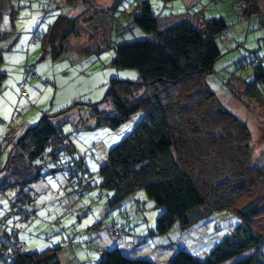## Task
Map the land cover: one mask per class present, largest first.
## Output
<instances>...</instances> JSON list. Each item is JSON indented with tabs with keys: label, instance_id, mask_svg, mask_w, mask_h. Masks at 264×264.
<instances>
[{
	"label": "trees",
	"instance_id": "1",
	"mask_svg": "<svg viewBox=\"0 0 264 264\" xmlns=\"http://www.w3.org/2000/svg\"><path fill=\"white\" fill-rule=\"evenodd\" d=\"M119 1L108 14L97 17L101 22L98 29L114 31L117 36L136 26L148 38L109 44L115 48L114 66L137 70L139 79L110 80L105 97L110 111L101 110L97 103L89 106L96 126L114 130L139 112L143 116L130 134L109 149L100 166L101 186L113 192L108 207L115 208L130 194L144 189L164 209L157 221V235L172 230L177 235L186 234L193 227L212 225L206 227L207 236L198 238L193 249L180 246L167 264H264V253L259 251L264 245V153L254 158L249 124L220 102V85L211 87L208 83L216 72L215 62L223 55L218 42L231 33L230 25L222 17L207 18L203 9L194 12L190 7L176 18L160 19L153 14L149 0L138 4L126 22L113 23L111 13L123 17L117 9ZM260 1L230 0V4L242 19L257 16L263 21ZM73 3L67 6L77 4ZM93 13L101 14L91 10L84 20L78 15L59 14L42 38L54 59L67 52L71 37L80 35L81 21L91 23L87 27L93 25ZM162 24L166 27L161 28ZM249 56L243 69L237 68L240 72L222 84L235 93L234 81L240 80L246 98L264 104V58L257 53ZM31 65L37 73V65ZM26 74L34 79L32 73ZM20 84L26 88V83ZM72 108L56 115L44 114L36 125L18 132L16 140L8 135L14 140L5 166L10 186L20 190L36 179L29 175L48 145L53 147L54 159L59 158L54 152L67 144L68 134L65 121L58 119ZM21 244L16 232L0 240V264H62L60 247L28 252L19 248ZM249 251L254 252L245 255ZM99 264L157 263L133 259L117 246L103 249Z\"/></svg>",
	"mask_w": 264,
	"mask_h": 264
},
{
	"label": "rangeland",
	"instance_id": "2",
	"mask_svg": "<svg viewBox=\"0 0 264 264\" xmlns=\"http://www.w3.org/2000/svg\"><path fill=\"white\" fill-rule=\"evenodd\" d=\"M74 1L78 0H0V11L8 23V32L0 41V74L3 75L0 80V240L16 232L28 252L60 247L62 264H99L101 249L112 241L121 243L133 259L167 264L181 247L193 249L198 238L207 236L206 227L212 225L193 227L186 234L177 235L172 230L157 235V221L164 209L144 189L110 209L107 203L113 192L101 186L100 166L109 149L130 134L143 116L139 112L114 130L107 125L96 126L93 109L89 107L97 103L101 110H111L105 97L112 78L131 82L139 79L137 70L114 66L115 48L109 44L146 39L148 34L131 26L110 38V31L98 29L96 23L84 27L79 36L71 37L68 54L54 59L44 46L43 35L56 22L51 15L53 11L62 12V9L54 10L55 6L68 7ZM143 1L146 0H120L117 9L123 17L114 18L113 12L109 20L126 22ZM149 1L153 14L160 19L172 15L176 18L188 6L184 0ZM260 2L264 14V0ZM230 3V0H204L191 9L194 12L203 9L205 17H222L230 25L231 33L218 42L223 55L215 62L216 72L209 76L208 83L211 87L220 85L217 92L220 102L249 124L253 156L257 159L264 153V104L246 98L242 81H234L235 93L222 83L243 69L250 54L264 58V16L263 21L257 16L242 19ZM110 4L107 1L100 8L108 9ZM165 27L162 24L161 28ZM36 38L39 42H35ZM78 42L83 50L71 49ZM31 63L37 65L38 78L31 79L26 74L25 65ZM20 83H26L29 98L21 96ZM69 107L73 108L58 119L65 121L68 134L67 144L60 152H54L59 158L54 159L53 147L48 145L34 161L33 175H29L30 179H36L25 183L20 190L10 186L5 166L18 132L36 125L44 114L56 115ZM8 135L16 138L10 141ZM259 251L264 253V245Z\"/></svg>",
	"mask_w": 264,
	"mask_h": 264
},
{
	"label": "crops",
	"instance_id": "3",
	"mask_svg": "<svg viewBox=\"0 0 264 264\" xmlns=\"http://www.w3.org/2000/svg\"><path fill=\"white\" fill-rule=\"evenodd\" d=\"M107 1H109V3H111L109 6H107L108 7V10L106 9V8H100V6L103 4V5H105L106 3H107ZM115 1L116 0H78L77 1V4L76 5H73V6H68V7H62V5H60V8L62 9L61 11L62 12H58L56 9H54V10H56V11H53V13L51 14L52 15V18L54 19V18H58L59 17V14L61 13V14H70V15H78V16H80V20H84V18L86 17L85 15H87V13L88 12H91V10L93 11V10H95V9H97L98 11H100L101 12V14L104 12H108L111 8H112V6L114 5V3H115ZM185 1V3H186V5H188V6H186L187 8L188 7H193L194 5H198V4H200L201 2H203V0H184ZM64 2H65V0H64ZM76 2H74L73 4H75ZM55 4H58V3H55ZM64 4V3H63ZM68 5V4H67ZM66 5V6H67ZM72 5V4H71ZM58 6V5H57ZM57 6H55V8L57 7ZM108 14V13H107ZM179 14V13H178ZM117 15V14H116ZM114 18H116L115 16H114ZM121 19V18H120ZM122 21V20H121ZM96 23H99L98 24V26H100L101 25V22L100 21H98V19H97V16L95 17L94 16V20H93V22H92V24H96ZM88 24H91V23H88ZM86 22L84 23V21H81L80 22V28H84V27H86V25H88ZM97 26V27H98ZM41 29V26H39L38 27V30H40ZM49 29V28H48ZM48 29H46V32L48 31ZM101 29V28H100ZM82 31H83V29H82ZM112 32V33H111ZM113 36H116V34H115V32L114 31H110V38L111 37H113ZM109 40V39H108ZM110 41V40H109ZM81 43H76V44H72V47H71V49H73V50H83L81 47ZM70 48H68V50H69ZM67 50V52H64V54L61 56V58L62 57H64V55L65 54H68V51ZM121 243H117V242H112V241H110V242H108V243H106V247L105 248H102L101 250H103V249H106V248H113V247H117V246H119V247H121V245H120ZM123 248V247H122Z\"/></svg>",
	"mask_w": 264,
	"mask_h": 264
},
{
	"label": "built area",
	"instance_id": "4",
	"mask_svg": "<svg viewBox=\"0 0 264 264\" xmlns=\"http://www.w3.org/2000/svg\"><path fill=\"white\" fill-rule=\"evenodd\" d=\"M34 70H35V66L34 65H28V66H26V72L32 73V77L33 78H38L39 75ZM20 88H21V92H20L21 96L22 97H25V98H29L30 95H29L28 91L26 90V88L22 84H20ZM19 116L20 115H17V118H19ZM19 248L22 249V250H24L25 249L24 244H21L19 246Z\"/></svg>",
	"mask_w": 264,
	"mask_h": 264
},
{
	"label": "flooded vegetation",
	"instance_id": "5",
	"mask_svg": "<svg viewBox=\"0 0 264 264\" xmlns=\"http://www.w3.org/2000/svg\"><path fill=\"white\" fill-rule=\"evenodd\" d=\"M6 15L0 11V30L2 31L3 35L5 36L8 32V23L5 20Z\"/></svg>",
	"mask_w": 264,
	"mask_h": 264
},
{
	"label": "water",
	"instance_id": "6",
	"mask_svg": "<svg viewBox=\"0 0 264 264\" xmlns=\"http://www.w3.org/2000/svg\"><path fill=\"white\" fill-rule=\"evenodd\" d=\"M3 38V33L2 31L0 30V41L2 40ZM0 62H1V55H0ZM0 80H1V74H0Z\"/></svg>",
	"mask_w": 264,
	"mask_h": 264
}]
</instances>
